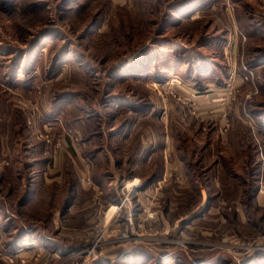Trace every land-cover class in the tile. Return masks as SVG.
<instances>
[{
    "label": "rangeland",
    "instance_id": "374dc122",
    "mask_svg": "<svg viewBox=\"0 0 264 264\" xmlns=\"http://www.w3.org/2000/svg\"><path fill=\"white\" fill-rule=\"evenodd\" d=\"M0 264H264V0H0Z\"/></svg>",
    "mask_w": 264,
    "mask_h": 264
},
{
    "label": "built area",
    "instance_id": "2783aa9c",
    "mask_svg": "<svg viewBox=\"0 0 264 264\" xmlns=\"http://www.w3.org/2000/svg\"><path fill=\"white\" fill-rule=\"evenodd\" d=\"M134 182V181H132ZM157 187L156 189H159L158 187H160V182H157V185H154V187ZM136 189L138 188H141V185L139 183H137V185L135 186ZM135 190V189H133ZM131 191H129V193L127 192L126 193V196L125 198L119 203V204H116L118 206V209H117V217L120 216L121 214V210H122V207L125 205V202L127 201L128 197H129V194H130ZM144 192L142 191V194ZM145 194V193H144ZM156 198H154L153 196H150L147 195L146 197V201L144 202V204H142V213H141V216H143V222H147V220L150 221V218L152 219L153 217H155L156 215V212L153 210L154 207L156 206ZM129 214L125 216V220H124V228L125 231L123 232L122 236H121V240H126V239H131V238H135L137 239L138 237L135 236V215H134V211L132 209L129 210ZM116 217V218H117ZM105 218V216H104ZM115 220V219H114ZM105 223V222H104ZM129 230V232H128ZM134 239V240H135ZM91 251H89L90 253Z\"/></svg>",
    "mask_w": 264,
    "mask_h": 264
},
{
    "label": "bare ground",
    "instance_id": "6f19581e",
    "mask_svg": "<svg viewBox=\"0 0 264 264\" xmlns=\"http://www.w3.org/2000/svg\"><path fill=\"white\" fill-rule=\"evenodd\" d=\"M134 182H135V181H134ZM134 182H132V183H133L132 185L130 184V186H129L128 190H127L128 193H129V191H133V189H136L135 186H136L137 183H139V182H136V183H134ZM117 209H118V206H117L116 204H115L112 208H111V207L108 208V210H107L106 212H108V211L110 210V213L107 214V215H108L107 217L105 216V217H106L105 220H106V219H109V216L112 215L113 212H114V215H113L112 218H114V216H115L116 213H117ZM112 218H111V219H112ZM111 219H109V220H111ZM109 220H108V221H109ZM108 221L106 220L105 223H107Z\"/></svg>",
    "mask_w": 264,
    "mask_h": 264
},
{
    "label": "crops",
    "instance_id": "0c3cea01",
    "mask_svg": "<svg viewBox=\"0 0 264 264\" xmlns=\"http://www.w3.org/2000/svg\"><path fill=\"white\" fill-rule=\"evenodd\" d=\"M142 162L145 163L144 161H142ZM135 179H137V178H134V180H135ZM134 180H133V181H134ZM137 180H138V179H137ZM144 185H145V186H144ZM144 185H142L140 189L145 188V187L148 185V183L146 182V184H144Z\"/></svg>",
    "mask_w": 264,
    "mask_h": 264
},
{
    "label": "water",
    "instance_id": "95a60500",
    "mask_svg": "<svg viewBox=\"0 0 264 264\" xmlns=\"http://www.w3.org/2000/svg\"><path fill=\"white\" fill-rule=\"evenodd\" d=\"M145 186V185H144Z\"/></svg>",
    "mask_w": 264,
    "mask_h": 264
}]
</instances>
